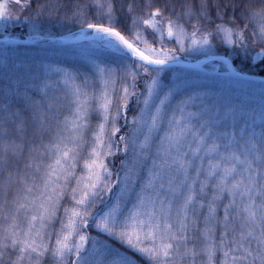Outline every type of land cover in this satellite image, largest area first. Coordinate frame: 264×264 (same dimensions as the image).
I'll list each match as a JSON object with an SVG mask.
<instances>
[{"label": "snow or ice", "instance_id": "1", "mask_svg": "<svg viewBox=\"0 0 264 264\" xmlns=\"http://www.w3.org/2000/svg\"><path fill=\"white\" fill-rule=\"evenodd\" d=\"M15 3L27 9L32 0ZM241 4L239 17L231 19L247 21L242 27L221 23L207 31L211 7L223 21L228 5L183 0L176 12L174 0L161 6L126 0L119 7L131 19L129 39L114 23L115 0H96V14L106 23L89 19V0H37L31 18L25 17L34 29L42 17L79 23V34L115 53L120 64L97 65L98 87L87 75L78 80L67 70L55 81L33 76L0 83V264H137L105 238L146 264H264V126L259 133L246 126L231 134L215 130L211 120L197 127L192 114L178 107L154 154L150 134L138 140L143 128L151 133L164 122V98L149 120L143 114L161 90L160 74L177 60L176 50L163 46L166 40L174 39L180 51L188 50L186 42L199 50L222 33L227 44L245 50L248 23L255 21L251 35L264 41V4L257 10L230 0L234 13ZM11 18L0 2V21ZM256 55L264 56V49ZM142 75L147 87L139 94L141 119L134 118L136 126L117 139ZM92 112L98 121L89 141ZM118 153L125 159L113 170L107 158ZM191 230L199 235L190 236Z\"/></svg>", "mask_w": 264, "mask_h": 264}, {"label": "trees", "instance_id": "2", "mask_svg": "<svg viewBox=\"0 0 264 264\" xmlns=\"http://www.w3.org/2000/svg\"><path fill=\"white\" fill-rule=\"evenodd\" d=\"M0 2H6L8 9L11 12L12 18L4 21L3 24H0V38L7 39H24L30 37L32 35L39 34L44 38H57V37H65L69 34H77L79 33V29L81 25L75 22L69 21H61L59 17H54L52 19H48L47 17L41 18V27L36 30L32 27L31 20H26L25 17H30L34 13V10L37 6V0H32V4L27 9H22L20 4H16L15 0H0ZM42 2V0H41ZM101 3H104V0H100ZM117 3V12L114 17V23L118 27V30H122L127 38L132 39L133 37L127 33L125 30L131 26V19L128 17L125 12L120 10V4L126 3V0H115ZM164 0H154L155 6H161ZM175 2V11H181V4L183 0H174ZM244 4H249L253 9H259L262 4H264V0H243ZM90 9H89V19L92 22H107L103 15H97L96 8V0H89ZM219 4L221 8H225L228 5L226 11L224 12V19L221 21L216 18V9L215 7H211V15L212 21H205L207 24V31H212L216 24H225L226 26L232 27H242L243 23L247 21H242L237 19L235 24H232L233 15L239 17L243 4L235 9V13L233 12L230 6V0H219ZM171 7V5H170ZM137 12L141 13V9L137 8ZM143 14V13H141ZM167 16L168 13L165 12ZM256 22L248 23V30L246 31L247 40V49L241 50L238 46L235 45H227L223 38V34L215 35L211 40L212 45V55L213 56H223L230 59L235 67V69L243 74L248 75H257L264 77V56H257L256 53L260 52L261 49H264V41H260L252 37L251 33L255 30L254 24ZM189 31H191V25H187ZM91 31V30H89ZM151 32V29L148 30ZM150 42H154L155 38L152 35L147 36ZM142 47V45H140ZM154 46L160 47L158 43H154ZM169 49H175L176 55H179L181 60H194L198 57L191 56L189 54L181 53L179 47L174 39L166 40L163 45ZM106 50V49H104ZM76 57V58H74ZM77 57H88L90 59H95L97 61L102 62L104 65L109 67L116 68L120 64L119 58L115 53L101 51L98 48L95 49L93 42H86L82 44H54L51 46H30V47H1L0 46V62L5 63V67L0 63V71L3 70H13L14 65L17 63H45L49 65H59L64 66L72 74H78L77 79L83 80L84 76L87 75L89 81H94L96 86H99V79L96 72L93 70V66L87 62L80 61ZM210 64H217L220 66V72L207 74L202 72L199 69H188V68H180L186 71V77L182 79L192 80L190 86L186 87L181 92L177 93L171 100L170 104L162 109L164 122L163 125L160 126L159 130H153L151 133L148 132V128L145 127L142 129L141 135L138 137V140H142L144 134H150L152 139V147L150 151L154 154L156 151V147L160 143V137L164 134L165 127H168V117L172 115L174 111L177 110L178 107H184L185 111H189L191 113H201L203 110H207L206 113H203L202 117H196L193 124L199 127L201 121L211 120L213 122V126L217 131H228L230 134L232 132L239 133L242 129H245L247 126V130L251 131L255 129L258 133L261 131L262 126H264V121H258L256 119L250 120L246 114H242L240 112L239 100L236 98L234 104L226 99H215V98H207L204 100L202 104L196 103L199 101L198 94L201 91L206 89L212 91H219L225 93H237L238 95H245L250 98L254 97H264V83L249 81L230 71L227 63L221 60H212L207 62L203 67L206 68ZM178 69V68H175ZM167 70V69H165ZM11 72V71H9ZM180 79V80H182ZM177 80V81H180ZM34 83H38L39 81H33ZM137 97L130 98L128 101V109H127V120L128 124L121 128V135H125L130 133L131 129L135 127L132 123L133 119H141V109L144 108L143 100L144 96L139 95L140 93L146 92L147 85L145 84V78L142 75L141 78L137 81ZM165 95V91L161 93V96ZM197 96L193 103L195 105H188V100ZM226 102V103H222ZM238 111V114L236 112ZM66 111V110H65ZM146 111V110H145ZM144 111L145 113H154V107L149 111ZM230 112H233L231 115ZM150 114H148L146 120H149ZM178 114V112H177ZM63 119V116L60 117ZM90 120L92 122V126L90 127V131L86 134V139L91 137V131L95 128V125L98 121V116L95 112H92L90 115ZM119 125H124L123 120L119 121ZM118 136V135H117ZM118 138V137H116ZM47 137L45 140L47 141ZM123 144H121V148ZM87 151V147L82 151L81 156L83 157ZM131 156V153L129 154ZM125 157L123 154L118 153L116 156L108 157L107 162H109V167L113 170L120 169L121 160H124ZM148 163H151V159H149ZM79 168V167H78ZM81 171L77 169V173ZM123 172H121V176ZM74 183V181H73ZM209 196L211 194V189L209 188ZM207 199V197L205 198ZM224 203L228 202L227 196L223 201ZM65 204H70L68 198H65ZM221 210L219 215H223L222 205L220 206ZM207 209H204L206 212ZM2 223V221H0ZM56 226H59V222L57 221ZM199 227L202 229L203 225V217L200 218ZM92 236L97 235L95 229L90 228L88 230ZM189 235H199V231L191 230ZM217 238H219V230L216 233ZM106 242L116 246L118 249H123L127 251L126 253L133 257L137 264H146L145 261L141 260L140 257L135 256L132 252H129L126 247L121 246L118 241L115 240H107ZM199 241H197V246H199ZM219 258V254L218 257ZM44 264H50V260L46 259Z\"/></svg>", "mask_w": 264, "mask_h": 264}, {"label": "rangeland", "instance_id": "3", "mask_svg": "<svg viewBox=\"0 0 264 264\" xmlns=\"http://www.w3.org/2000/svg\"><path fill=\"white\" fill-rule=\"evenodd\" d=\"M3 23H4V21H0V24H3ZM30 37L32 39L36 40L37 42H40V43L41 42L42 43L47 42V39H48V38H44V37L40 36L39 34L32 35ZM65 37L66 38H74V37H84V36H81L79 33H77V34L72 33V34H69L68 36H65ZM3 39H7V38H3ZM91 42L94 43L95 49L98 48L101 51L111 52L110 50H104V48L100 47L96 41H91ZM227 45H229V44H227ZM178 47H179V45H178ZM185 48L188 50L181 51V53H184V54L186 53V54H189L191 56L198 57L197 59H194V60L191 59L190 61L199 60L201 58L210 59V58L214 57L212 55L211 43L209 45L203 46L202 49L196 50V49H191L189 46V42H186ZM179 50H180V47H179ZM111 53H113V52H111ZM74 58H76V57H74ZM77 59L80 61H84V62L91 64L93 66V70L96 72V74H97V71H96L97 65H104L102 62L97 61L95 59H90L88 57H77ZM177 60H181L179 55H177ZM221 61L225 62L224 60H221ZM208 62H210V61H208ZM0 63L2 66L5 67V63H3V62H0ZM203 66L199 70H201L202 72L207 73V74H213L215 72L218 73L221 70L220 66L217 64H210L206 68H204ZM63 70H67L66 67L59 66V65H52V64L49 65V64H45V63H17L14 65L13 70H11V69L9 70L11 72H9L7 69L0 71V83L5 82L6 79L14 81L17 77H19L21 79L26 78L28 80H31L33 76L39 77L41 79H43L45 76H48L53 81H55V80H57L58 76L60 75V72ZM230 71H231V69H230ZM186 73L187 72L184 71V69H180V68L164 70V72L161 73L160 77H159L160 81H161V90L159 91L158 96L156 98H154L153 101H150V107L146 111H149L153 107L155 109V106L159 104L160 98H164L165 103L161 107V112L163 114L164 112L162 111V109L170 104L172 98L177 93L181 92L186 87L190 86V84L192 83V80L182 79V78L186 77ZM180 79H182V80H180ZM177 80H180V81H177ZM164 91H165V94L170 91L171 95H168V96L162 95L161 96V93H163ZM197 96L199 98V101H196V103L201 101L198 104H202L204 102V100H206L209 97L215 98V99L226 98L234 104V102L237 98L239 100V105H240V109H241L240 112L242 114H246V116L249 117L250 120L256 119L258 121H264V97L250 98V97H247L245 95H238L237 93H225V92H219V91H212V90H208V89L201 91ZM197 96L195 95L193 98L189 99L187 104L190 106L195 105L193 103V100ZM222 103H226V102H222ZM126 112H127V110H126ZM206 112H207L206 109L203 110L201 113H191L187 110L185 111L186 114H188V113L192 114V118H191L192 123L194 122L196 117H202L203 115H205L203 113H206ZM236 112L238 113L237 110H236ZM148 114H150V113L143 114V117L147 118ZM230 114L232 115L233 112H230ZM238 114H240V113H238ZM177 115H179V113ZM126 116H127V114H126ZM144 120H146V119H144ZM123 122H124V120H123ZM91 126H92V122L90 120V127ZM166 129H167V127H165V130ZM89 131H90V128H89L88 132ZM117 135H118L117 137H119L121 135V133L119 132ZM78 169H80V168H78ZM113 247L117 248L116 246H113ZM119 250L122 253L127 254L126 253L127 251L120 249V248H119Z\"/></svg>", "mask_w": 264, "mask_h": 264}, {"label": "water", "instance_id": "4", "mask_svg": "<svg viewBox=\"0 0 264 264\" xmlns=\"http://www.w3.org/2000/svg\"><path fill=\"white\" fill-rule=\"evenodd\" d=\"M95 41L90 36L89 37H74V38H66V37H57V38H48L47 42H37L36 40L32 39L31 37H27L24 39L14 38V39H3L0 38V46L1 47H30V46H51L54 44H82L86 42ZM212 60H224L229 68L231 69V72L236 74L237 76H240L246 80L249 81H255L264 83V77L257 76V75H248L238 72L232 61L226 57L223 56H214L210 59H199L195 61L190 60H177L174 63L166 66L165 69H175V68H188V69H200L203 65H205L208 61Z\"/></svg>", "mask_w": 264, "mask_h": 264}]
</instances>
